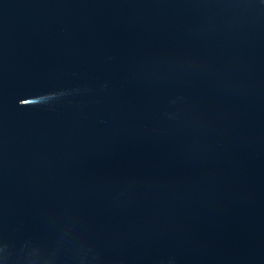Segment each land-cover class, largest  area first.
I'll return each instance as SVG.
<instances>
[{
  "label": "water",
  "instance_id": "obj_1",
  "mask_svg": "<svg viewBox=\"0 0 264 264\" xmlns=\"http://www.w3.org/2000/svg\"><path fill=\"white\" fill-rule=\"evenodd\" d=\"M0 264H264V0H0Z\"/></svg>",
  "mask_w": 264,
  "mask_h": 264
}]
</instances>
